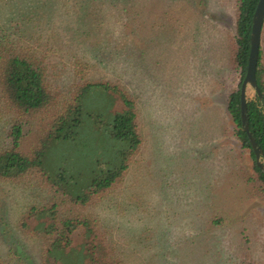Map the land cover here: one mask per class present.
Masks as SVG:
<instances>
[{
    "label": "rangeland",
    "instance_id": "obj_1",
    "mask_svg": "<svg viewBox=\"0 0 264 264\" xmlns=\"http://www.w3.org/2000/svg\"><path fill=\"white\" fill-rule=\"evenodd\" d=\"M240 2L0 0V39L42 61L58 103L85 92L78 102L87 115L78 135L51 142L38 176L0 178L5 263H43L37 233L56 205L58 223L88 219L121 264H264V199L249 182L255 161L227 110L243 75L233 59ZM260 52L264 66V27ZM106 86L136 99L143 144L124 178L81 207L48 178L63 171L82 193L107 160H92L110 140L96 144L95 132L122 108ZM247 99L258 100L250 87ZM14 117L0 100V152L12 147ZM37 130L24 125V148ZM82 232L57 254L62 263L92 264Z\"/></svg>",
    "mask_w": 264,
    "mask_h": 264
},
{
    "label": "trees",
    "instance_id": "obj_2",
    "mask_svg": "<svg viewBox=\"0 0 264 264\" xmlns=\"http://www.w3.org/2000/svg\"><path fill=\"white\" fill-rule=\"evenodd\" d=\"M259 1L241 0L240 2L236 25L238 48L233 59L243 75L239 88L228 98L227 110L236 125L238 139L244 148L251 150L255 161L254 168L257 177H251L249 182L256 189V196L264 199V171L257 165L250 139L243 128L241 114V86L249 65L253 19ZM257 80L263 99L260 100L258 97L257 101H248V123L251 133L264 151V66L261 52ZM88 84L84 86H90ZM105 88L115 93L122 108L112 117L109 124L104 125L100 133L93 129V132L97 134L96 137H99L96 144L100 139H110V143L99 142L101 147L103 145L105 147L97 150V158L93 156L92 160L94 163L97 162V166L102 163L103 157L107 160L82 193L72 192L71 184L77 183L69 180L63 171L54 179L47 177L55 193L70 197L73 203L81 207L89 205L96 197L102 196L124 178L129 169L130 159L143 144L136 99L119 90L118 87L106 86ZM0 92V100L5 102L10 113L15 114V123L10 133L12 147L0 152V178L10 181L39 175L40 172L42 173L43 159L51 142L63 138L72 139L76 133L78 135L76 131L83 128L84 118L87 115L84 116V108L78 101L85 92L81 91L80 94H76L72 103L69 101L58 103L56 97L48 89L46 67L42 61L23 53L18 47L12 46L10 40L8 42L7 39H0ZM31 122L38 123L37 134L32 145L24 148L23 127ZM109 147L110 158L107 156ZM99 151H102L101 154ZM56 209V205L47 209L46 226L37 233V236L44 240L42 264H65L61 262L57 254L61 251L73 250L78 245L75 237L80 236L79 232L83 229L82 246L92 264H121L117 259H111L110 251L91 221L66 219L58 223ZM0 264H7L1 256Z\"/></svg>",
    "mask_w": 264,
    "mask_h": 264
},
{
    "label": "water",
    "instance_id": "obj_3",
    "mask_svg": "<svg viewBox=\"0 0 264 264\" xmlns=\"http://www.w3.org/2000/svg\"><path fill=\"white\" fill-rule=\"evenodd\" d=\"M264 27V0H260L253 19V30L251 38V52L246 77L241 86V114L244 131L247 133L252 150L256 156L257 165L264 171V151L258 145L255 137L251 133L248 123V88L253 89L260 100L263 99L262 92L258 86L257 69L259 64L261 39Z\"/></svg>",
    "mask_w": 264,
    "mask_h": 264
}]
</instances>
